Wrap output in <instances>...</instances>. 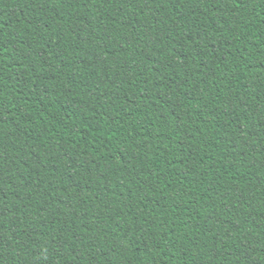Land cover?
<instances>
[{"label": "trees", "instance_id": "obj_1", "mask_svg": "<svg viewBox=\"0 0 264 264\" xmlns=\"http://www.w3.org/2000/svg\"><path fill=\"white\" fill-rule=\"evenodd\" d=\"M0 264H264V0H0Z\"/></svg>", "mask_w": 264, "mask_h": 264}]
</instances>
